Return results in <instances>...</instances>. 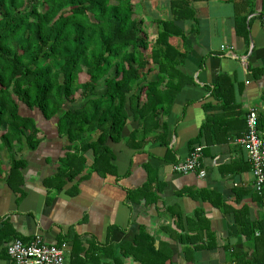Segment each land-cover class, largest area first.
<instances>
[{
	"label": "crops",
	"instance_id": "1",
	"mask_svg": "<svg viewBox=\"0 0 264 264\" xmlns=\"http://www.w3.org/2000/svg\"><path fill=\"white\" fill-rule=\"evenodd\" d=\"M132 1L154 44L172 0ZM187 6L168 39L173 67L142 71L161 77L155 116L128 103L121 136L97 158L98 131L71 140L36 113L38 145L0 152V264L13 239L35 235L63 244L65 264H264V184L254 188L237 140L251 108L264 136V0ZM195 146L205 175L172 171ZM11 154L23 163L7 181Z\"/></svg>",
	"mask_w": 264,
	"mask_h": 264
},
{
	"label": "trees",
	"instance_id": "2",
	"mask_svg": "<svg viewBox=\"0 0 264 264\" xmlns=\"http://www.w3.org/2000/svg\"><path fill=\"white\" fill-rule=\"evenodd\" d=\"M187 4L172 0L174 19ZM173 20L161 22L151 44L132 0H0V152L38 145L36 113L57 118L71 140L98 131L89 143L97 158L107 137L121 136L128 103L136 116H155L161 77L144 82L142 71L173 67ZM22 163L11 154L7 181Z\"/></svg>",
	"mask_w": 264,
	"mask_h": 264
},
{
	"label": "built area",
	"instance_id": "3",
	"mask_svg": "<svg viewBox=\"0 0 264 264\" xmlns=\"http://www.w3.org/2000/svg\"><path fill=\"white\" fill-rule=\"evenodd\" d=\"M245 122L246 129L237 140L247 149L253 185L260 191L264 184V136L258 130V117L253 108L247 111ZM201 152L202 147L195 146L184 160L171 163V170L183 174L199 170L198 174L204 176V170L199 169ZM64 249L63 244H49L35 235L29 241L13 239L7 245V254L11 264H65Z\"/></svg>",
	"mask_w": 264,
	"mask_h": 264
},
{
	"label": "rangeland",
	"instance_id": "4",
	"mask_svg": "<svg viewBox=\"0 0 264 264\" xmlns=\"http://www.w3.org/2000/svg\"><path fill=\"white\" fill-rule=\"evenodd\" d=\"M2 153H4V151H2Z\"/></svg>",
	"mask_w": 264,
	"mask_h": 264
}]
</instances>
